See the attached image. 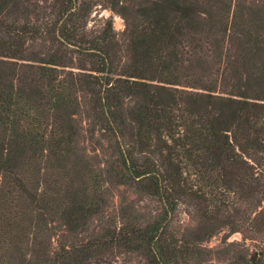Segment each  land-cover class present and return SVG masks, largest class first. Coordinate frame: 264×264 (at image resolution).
Instances as JSON below:
<instances>
[{"label": "trees", "instance_id": "1", "mask_svg": "<svg viewBox=\"0 0 264 264\" xmlns=\"http://www.w3.org/2000/svg\"><path fill=\"white\" fill-rule=\"evenodd\" d=\"M129 1L0 0V264H194L180 211L264 240V6Z\"/></svg>", "mask_w": 264, "mask_h": 264}, {"label": "rangeland", "instance_id": "2", "mask_svg": "<svg viewBox=\"0 0 264 264\" xmlns=\"http://www.w3.org/2000/svg\"><path fill=\"white\" fill-rule=\"evenodd\" d=\"M139 0H131L127 3L130 10L136 8L135 3ZM205 2V0H201ZM213 2L210 1V5ZM224 4V5H223ZM264 6V0H223L216 6L219 9L228 11L232 15L236 7ZM110 17L113 27L121 35L126 27V21L115 11L108 7L97 4L91 16V22L96 25L102 18ZM90 23V25L92 24ZM80 145L93 166H99L100 158L98 152L86 140L82 139ZM120 195L125 200L135 198L124 189L111 191L109 195V206L115 208L119 205ZM174 228L187 242H192L198 247L199 255L194 259V264H248L249 255L255 251L264 249V240L255 233L246 231H229L222 229L212 236L207 235L204 230V222L196 216L180 211L174 223Z\"/></svg>", "mask_w": 264, "mask_h": 264}]
</instances>
